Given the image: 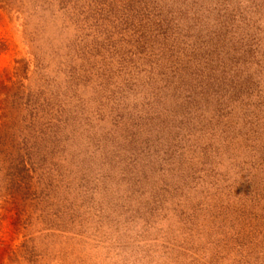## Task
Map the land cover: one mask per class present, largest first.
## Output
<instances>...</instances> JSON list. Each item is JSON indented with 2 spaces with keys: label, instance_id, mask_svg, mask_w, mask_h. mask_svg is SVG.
<instances>
[{
  "label": "rangeland",
  "instance_id": "obj_1",
  "mask_svg": "<svg viewBox=\"0 0 264 264\" xmlns=\"http://www.w3.org/2000/svg\"><path fill=\"white\" fill-rule=\"evenodd\" d=\"M5 114L0 264H264V0H0Z\"/></svg>",
  "mask_w": 264,
  "mask_h": 264
},
{
  "label": "trees",
  "instance_id": "obj_2",
  "mask_svg": "<svg viewBox=\"0 0 264 264\" xmlns=\"http://www.w3.org/2000/svg\"><path fill=\"white\" fill-rule=\"evenodd\" d=\"M10 115L9 114H5L4 115V120L0 119V131H2V134L0 136V139H2V144H5L6 138L9 135L10 132ZM39 133H41V129L38 130ZM1 144V142H0Z\"/></svg>",
  "mask_w": 264,
  "mask_h": 264
}]
</instances>
